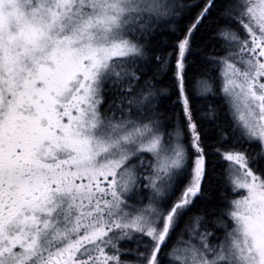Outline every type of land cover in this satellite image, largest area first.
<instances>
[{"label": "snow or ice", "instance_id": "obj_1", "mask_svg": "<svg viewBox=\"0 0 264 264\" xmlns=\"http://www.w3.org/2000/svg\"><path fill=\"white\" fill-rule=\"evenodd\" d=\"M0 264H264V0H0Z\"/></svg>", "mask_w": 264, "mask_h": 264}]
</instances>
